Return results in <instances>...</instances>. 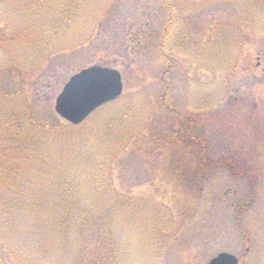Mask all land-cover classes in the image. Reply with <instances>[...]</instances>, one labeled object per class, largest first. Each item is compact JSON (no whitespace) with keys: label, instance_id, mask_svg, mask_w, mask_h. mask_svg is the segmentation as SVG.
Masks as SVG:
<instances>
[{"label":"rangeland","instance_id":"1","mask_svg":"<svg viewBox=\"0 0 264 264\" xmlns=\"http://www.w3.org/2000/svg\"><path fill=\"white\" fill-rule=\"evenodd\" d=\"M93 64L122 93L70 125L56 96ZM76 184L93 225L58 239L56 189ZM246 247L264 264V0H0V264Z\"/></svg>","mask_w":264,"mask_h":264},{"label":"water","instance_id":"2","mask_svg":"<svg viewBox=\"0 0 264 264\" xmlns=\"http://www.w3.org/2000/svg\"><path fill=\"white\" fill-rule=\"evenodd\" d=\"M122 87L117 69L93 64L69 78L55 99L54 109L64 119L77 124L99 105L117 98ZM228 258L235 261L231 255L222 253L209 264H225Z\"/></svg>","mask_w":264,"mask_h":264},{"label":"trees","instance_id":"3","mask_svg":"<svg viewBox=\"0 0 264 264\" xmlns=\"http://www.w3.org/2000/svg\"><path fill=\"white\" fill-rule=\"evenodd\" d=\"M163 43H164V41L161 42V44L159 46V50L162 52L164 57L167 58V65L166 66L168 67V70H167V72H168L171 69V62H170L171 56H169L164 51ZM164 78H166V77L164 76ZM165 80H166L165 83L168 84V81H167L168 79L166 78ZM91 178H94V177L90 176V179ZM76 181H77V178H75L74 183H76ZM79 181H81L82 183L84 182L82 179L81 180L79 179ZM56 182L60 183V178H58ZM82 183H80V185ZM93 183L97 184V188L101 186V185L100 186L98 185L99 182L94 181ZM64 185H61V186L58 185L59 187H57V189H56L57 195H58V198L56 200V202L58 203V206L56 208V211H57L56 216L51 217V219H48L46 224H47V226H50L52 228V231L54 230L55 235H57L58 239H60V236H61L62 239L64 240L67 236L69 238V233L70 234L75 233L77 241H79V235H78L79 233H77V231H80V233H81L83 231H86V228H89L93 225V224L90 225L89 220L88 219L86 220V218H85L86 207H89V206H87L82 199L84 194L88 190H90V188L82 190V189H79L80 185L76 184L75 185L76 187H74V192L77 193L78 199L73 200L72 196L69 195L70 190L68 189V187L65 186L66 190H64L62 188V186H64ZM58 190H59V192H58ZM7 208H6V210H7ZM114 216H115V211H113V213L109 212V214L107 215V217L109 219V223L112 221Z\"/></svg>","mask_w":264,"mask_h":264},{"label":"flooded vegetation","instance_id":"4","mask_svg":"<svg viewBox=\"0 0 264 264\" xmlns=\"http://www.w3.org/2000/svg\"><path fill=\"white\" fill-rule=\"evenodd\" d=\"M246 250H245V252H243L242 253V255L241 254H239V253H235V252H233V251H228V250H218L215 254H213L212 256H211V258L212 257H214V256H216V255H218L220 252H223V251H225V252H229V253H232L235 257H236V262H235V264H248V262L246 261V259H247V256H246V251L248 250V248L246 247L245 248ZM225 264H231V262L232 261H228V260H225Z\"/></svg>","mask_w":264,"mask_h":264}]
</instances>
